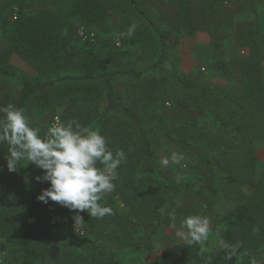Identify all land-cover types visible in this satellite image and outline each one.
Segmentation results:
<instances>
[{"label":"rangeland","instance_id":"374dc122","mask_svg":"<svg viewBox=\"0 0 264 264\" xmlns=\"http://www.w3.org/2000/svg\"><path fill=\"white\" fill-rule=\"evenodd\" d=\"M118 1L122 7L113 10L106 25L88 28L99 41L100 36L115 48H119L115 45L118 38L120 49L125 42L119 50L125 52L121 67L140 75L116 77L112 81L114 97L141 116L148 138L141 137L138 125L119 109L98 125L108 104L105 80L72 82L38 92L28 105L29 122L38 128L76 121L103 135L113 154L121 149L125 152L126 160L113 181L115 190L125 196L117 199L116 206L121 213L129 206H135V211L144 206L138 219L130 217L138 230L133 242L142 249L136 254L138 258L127 252L125 264H170L161 254L185 241L171 227L168 212H175L177 227L190 215L207 218L209 234L200 243L212 248L225 231V216L253 195L252 171L247 166L252 151L257 159L254 180L264 183V2L252 7V0H139L152 29L168 34L165 60L158 68H151L160 41L150 27L138 24L133 34L136 44L130 45L121 20H142L140 14L124 0L99 2L106 7ZM17 12L14 7L12 20L17 19ZM254 15L258 20L252 18ZM6 48L0 38V62L18 72L38 75L25 58L8 56ZM21 95L17 83L0 78V106H16ZM173 151L184 159L162 167L161 159ZM148 152L153 155L154 174L147 171ZM15 191L6 205L11 223L7 236L14 231L18 235L30 233L57 250L55 254L50 251L45 262L54 264L63 254V244H69V249L73 242L81 246L92 242L93 237L85 234L91 218L87 212L80 213L85 222L80 232L73 226L74 213L56 202L39 213L35 224H29L22 217V193L18 188ZM108 199L109 194L103 200ZM146 208L157 209L151 210L155 220L145 216ZM97 227L109 231L103 224ZM5 241V237L0 238V247ZM261 246L264 248V239ZM22 255L0 249V264H22ZM253 261L264 264V255H255Z\"/></svg>","mask_w":264,"mask_h":264},{"label":"trees","instance_id":"16d2710c","mask_svg":"<svg viewBox=\"0 0 264 264\" xmlns=\"http://www.w3.org/2000/svg\"><path fill=\"white\" fill-rule=\"evenodd\" d=\"M99 1L0 0V38L6 43V54L25 58L36 68L38 73L37 76L27 75L0 62V78L8 82H15L21 88L22 95L16 107L23 109L28 119L29 102L38 92L72 82L86 83L105 80L108 104L98 125H101L114 110L119 109L133 119L138 125L140 136L147 139L149 132L146 130L141 116L127 106L119 104L114 97L115 90L112 81L116 77L140 75L133 69L125 70L121 67V56L125 52L120 53L119 50L124 48L125 42L121 49L115 48L104 42L98 35L100 41L97 39V43L85 45L80 44L75 36L76 26L101 27L106 25L113 10L122 7L119 1L106 7L102 6ZM123 2L134 8L142 19L121 20L124 31L127 32L132 24H136L137 27L140 24L141 27H150L151 29L154 27L139 0H124ZM14 7L18 10L16 20L11 18ZM186 21L188 22V20ZM152 31L160 43L154 49L155 56L152 59L151 68H158L165 60L169 45L168 34L165 30L152 29ZM136 37L128 36L130 45L136 44ZM262 76L261 81L264 82V74ZM262 86L264 87V84ZM186 87L190 88L191 85L186 84ZM263 87L262 91H264ZM179 105L183 106L182 102L179 101ZM184 105L188 106L185 103ZM48 128V125H42L37 129L40 130L41 135H45ZM147 146L150 148L149 143ZM8 147L7 143H0V238L5 237L6 240L0 249L5 251L8 248L16 254L22 252V264H35L36 261H40L42 264H51L45 262V259L50 251L51 254H55L57 250H52L39 238H35L30 233L15 234L17 231L7 236L11 223L8 214H6V205L10 196L16 192V188L22 193V217L29 224H35L39 213L47 210V207L53 203L49 200L48 204H44L37 200L41 191L49 187V183L46 182L47 186H45L44 182L39 183L35 179L36 176L42 175V170L34 167L27 160L21 162L18 166L20 168L16 172L7 170L5 157L8 156ZM148 153L150 160L147 171L154 174L156 169L153 164V155ZM247 166L252 171L253 195L225 216V231L220 238V242H227L230 246L239 245L236 254L229 259L228 252H231V247L224 248L220 242L212 248H205L200 242H196L190 246L176 245L172 251H164L161 254V259L170 261V264H252L255 255H264V248L261 246L262 239H264V219L261 220L262 217L264 218V196L262 194L264 183L254 180L257 159L253 151L248 158ZM120 196H125V194L114 189L109 194L108 201H99L101 205L112 208L111 215L106 214L103 218L91 217L89 220L87 219L89 227L84 231L85 234L88 232V235L93 237L92 242L85 246L73 242L69 249H67L69 244H63L62 250L64 248L66 250L64 249L63 254H60L54 264H125L127 252L138 258L139 250L142 248L138 243L134 244L133 242L134 234L138 230L134 229V225H131L130 217L134 216L138 219L144 206L143 208L138 207L139 211L134 210L135 206H129L124 213H121L116 206ZM151 210L156 211L157 209H144L147 212L145 216L155 220V215ZM102 224L106 226L108 232L97 227ZM142 237L144 238V236ZM102 238L104 240H101ZM113 243H115V248L112 247ZM130 245L135 247L134 250H131L133 248ZM148 264L157 263L149 262Z\"/></svg>","mask_w":264,"mask_h":264},{"label":"clouds","instance_id":"9594fccd","mask_svg":"<svg viewBox=\"0 0 264 264\" xmlns=\"http://www.w3.org/2000/svg\"><path fill=\"white\" fill-rule=\"evenodd\" d=\"M136 27V24L129 26V37ZM0 114V143L9 146L5 157L7 170L16 172L21 162L27 160L42 170V175L35 177L36 181L49 183V187L37 196L38 201L48 204L51 200L73 212L76 230L85 225L81 212H87L92 218L112 214V208L99 201L115 189L116 170L126 160L122 149L113 154L103 135L76 121L67 125L54 123L45 135H41L39 129L31 126L23 109L9 104L0 106ZM183 159L182 154L173 151L170 156L162 158L160 164L167 167L170 163L180 164ZM97 164L104 167H97ZM160 212L164 214L165 210L160 209ZM167 216L177 237L186 245L207 239L210 230L207 218L190 215L177 227L175 212H168ZM221 243L224 248L231 247L229 259L236 254L239 245Z\"/></svg>","mask_w":264,"mask_h":264},{"label":"built area","instance_id":"2783aa9c","mask_svg":"<svg viewBox=\"0 0 264 264\" xmlns=\"http://www.w3.org/2000/svg\"><path fill=\"white\" fill-rule=\"evenodd\" d=\"M75 34L78 40L80 41V43L82 44L90 45L97 43V36L92 31H90V29L87 26L84 25L78 26ZM115 45L116 47L119 48L122 46L120 38L116 40ZM75 231L80 232L79 229L78 230L75 229Z\"/></svg>","mask_w":264,"mask_h":264},{"label":"crops","instance_id":"0c3cea01","mask_svg":"<svg viewBox=\"0 0 264 264\" xmlns=\"http://www.w3.org/2000/svg\"><path fill=\"white\" fill-rule=\"evenodd\" d=\"M262 1L264 2V0H252V7H255L256 5L260 6L259 4H261ZM252 18L258 20V16L255 18V15H254L252 16ZM262 20H264V16Z\"/></svg>","mask_w":264,"mask_h":264}]
</instances>
